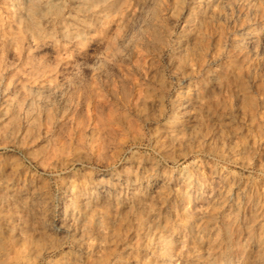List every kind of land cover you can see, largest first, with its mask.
Instances as JSON below:
<instances>
[{"label": "rangeland", "instance_id": "rangeland-1", "mask_svg": "<svg viewBox=\"0 0 264 264\" xmlns=\"http://www.w3.org/2000/svg\"><path fill=\"white\" fill-rule=\"evenodd\" d=\"M53 1L59 12L31 34L17 22L4 29L13 17L0 0V146L18 155L0 180L36 202L18 211L16 199L25 224L0 209V264H59L64 254L69 264H151L148 241L161 228L177 234L171 263L264 264V41L234 44L264 28V0ZM117 172L156 179L159 195L102 208V231L88 215L81 242L55 229L64 189ZM223 194L252 200L256 226L244 227L245 203L234 214L205 204ZM198 211L211 229L192 244Z\"/></svg>", "mask_w": 264, "mask_h": 264}, {"label": "bare ground", "instance_id": "bare-ground-1", "mask_svg": "<svg viewBox=\"0 0 264 264\" xmlns=\"http://www.w3.org/2000/svg\"><path fill=\"white\" fill-rule=\"evenodd\" d=\"M5 4V12L13 17V21H7L4 25V29L9 26H12L14 23H18L22 29L30 32L31 34L38 33L40 29V23L38 19L46 20L47 16L45 12L53 11V14L59 12V3L53 0H1ZM93 2H99L104 7L114 5L116 0H91ZM213 1V0H209ZM11 2V3H10ZM8 16V18H9ZM6 27V28H5ZM8 30V29H7ZM7 32V31H5ZM243 33V32H242ZM264 41V28L255 29L250 33V36L245 40H236L235 45L241 47L247 44V47L253 49V45L259 44ZM178 48H182V43L178 45ZM249 49V50H250ZM188 106L187 102L178 103L179 108H186ZM191 122L187 119L186 121ZM182 125V124H181ZM175 123H170L169 127H175ZM105 144H97L99 149L104 148ZM18 157L16 151L8 144H2L0 146V168L5 167L4 170H12L13 161ZM134 167V166H133ZM141 169V168H140ZM14 170V169H13ZM12 170V171H13ZM1 174V172H0ZM147 176L145 184L139 183L136 177L131 176L128 173H119L117 172L114 175H95L87 178L83 187L77 190L73 189H64L62 193L64 198L62 200L59 216L56 219L57 226L56 230H59L63 233H70L77 236V241H84L87 239L84 232L85 222L87 216H95L96 221L94 220L93 228L97 231H102L105 229V225L100 222V217L102 214V208L111 207L115 212L120 211L124 207H135L143 204L144 198L147 196L155 197L160 193V187L163 183L159 184L156 179H150ZM148 180V181H147ZM166 181V180H165ZM27 187H18L14 183V180L11 178H4L0 180V209L4 208L13 211V219L17 224L24 223L20 219V216H16V199L21 200L22 206L20 210H28L30 208H36V202L29 197L32 193ZM207 199V200H206ZM204 200L205 204L213 205L214 207H224L228 206L233 214L239 209L242 203H245L249 208L250 218L244 223L245 229L256 226L257 220L255 217L254 204L252 200L245 196V194H240L238 198L230 197V195L223 194L213 198H206ZM203 204V203H202ZM201 206H198L196 209H199ZM228 216V221L234 222L236 216ZM5 213L0 212V218L5 217ZM192 219L198 220L199 222L195 226H188L186 230V242L190 241L192 244H201L205 239V236L210 232V226L206 221L208 217L202 212L198 211L196 214L192 215ZM206 222V224H204ZM16 225V223H15ZM164 227V226H163ZM8 235L12 234V230L9 228L4 229ZM16 234L13 233V235ZM152 237L149 238L148 245L151 249L152 257L155 259L151 264H187L183 260L178 262L171 263L166 248L169 241L177 236L172 230L167 231L165 228L158 229L152 232ZM185 240L182 239L180 242H177L180 249L185 246ZM257 246V245H256ZM255 247V246H254ZM253 247V248H254ZM198 254H193L197 256ZM179 258H174L177 260ZM72 261V257L68 254H64L59 259V264H69ZM259 260L256 257H253L248 264H258ZM205 264H232L229 260L226 259H210L206 261Z\"/></svg>", "mask_w": 264, "mask_h": 264}]
</instances>
